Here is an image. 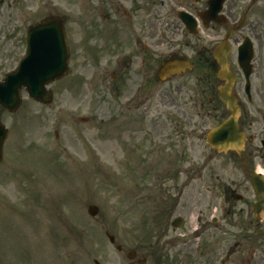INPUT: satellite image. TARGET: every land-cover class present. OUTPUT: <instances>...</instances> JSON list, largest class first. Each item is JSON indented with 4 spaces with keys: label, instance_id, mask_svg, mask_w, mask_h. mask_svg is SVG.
<instances>
[{
    "label": "rangeland",
    "instance_id": "rangeland-1",
    "mask_svg": "<svg viewBox=\"0 0 264 264\" xmlns=\"http://www.w3.org/2000/svg\"><path fill=\"white\" fill-rule=\"evenodd\" d=\"M44 1L30 0L33 8L25 11L28 17L20 14L15 25L28 26L46 17ZM59 1L66 12L71 0H49L54 9ZM13 14L9 22L14 21ZM108 28L115 37L122 35L115 34L110 24ZM9 36L0 28V81L16 70L25 54L19 48L11 63ZM103 54L98 63L107 67L114 57L105 50ZM121 64H112L107 75ZM214 78L176 80L161 86L159 95L150 82L136 97L131 96L132 89L126 92L119 78H97L92 88L85 87L89 91L85 95L83 87L78 91L74 78H68L50 87L54 102L49 106L31 101L24 92L16 114L0 108V122L9 130L0 165V264H94L95 260L105 264L115 256L112 253L127 230L152 238L154 224L139 222L155 217L157 191L169 188L165 180L184 166L185 155L192 161L195 185L204 187V222L215 215L220 218L216 213L220 199L213 200V195L223 194L224 189L231 193L232 180L241 183L245 176L235 156L217 154L206 142L224 116L211 95L218 87ZM240 85L244 88L243 78L238 80V95ZM251 85L253 106L262 109L251 131L260 134L253 162L256 170L264 172V78H251ZM81 118L89 121L82 123ZM200 172L203 182L197 180ZM207 186L212 193H206ZM246 190L243 186L237 194L244 196ZM242 203L232 200L226 205L239 210L244 209ZM91 206L99 208L96 218L88 215ZM168 216L166 211L164 217ZM219 224L220 232L211 230V241L204 234V264L236 243L240 244L238 264H264V238L254 239L264 225L242 218L237 223L232 215ZM108 235L115 238V245Z\"/></svg>",
    "mask_w": 264,
    "mask_h": 264
},
{
    "label": "flooded vegetation",
    "instance_id": "flooded-vegetation-1",
    "mask_svg": "<svg viewBox=\"0 0 264 264\" xmlns=\"http://www.w3.org/2000/svg\"><path fill=\"white\" fill-rule=\"evenodd\" d=\"M12 1L1 0L0 5V28L10 33L11 63L16 61L19 48L27 50V33H22L15 25L17 16L24 8H32L30 0H26L27 6H23V1ZM44 3L45 19H56L65 31L71 64V73L65 78H75V89H80L82 78H113L112 81L119 78L126 92L132 89L130 94L138 95L153 82V90L159 95L160 79L168 76L163 70L172 61L190 59L194 69L192 74L186 72L168 78L210 77L215 68L218 70L213 53L222 42L229 46L228 62L236 78H245L239 61L248 52L252 56L249 62L253 70L251 78H264V0H71L66 12L61 1L57 4L58 10L48 0ZM12 12L14 21L9 22ZM181 13L195 18L197 23L187 29L180 20ZM108 24L114 27L115 34L122 35H112ZM103 50L114 57L107 67L98 63L104 58ZM114 63L116 66L122 63L121 68L115 69L113 75H107ZM103 66L106 72L99 71ZM95 71L99 74H94ZM239 95L240 125L250 132L245 147L246 158L253 167L257 137L251 131L256 129L255 117L261 112L251 110L253 107L249 105L253 99H243L241 89ZM183 161L184 166L170 174L169 188L162 187L157 195L158 207L168 210L169 216L154 219L153 238L146 240L138 234L134 237L131 230H127L122 247H117L118 256L110 257L112 260L106 264H204V234L211 241L214 237L211 230L220 232L222 225L219 223L226 217L232 215L237 223L242 218L251 224L264 225V219H257L253 211L257 198L248 175L241 183L236 178L232 180L231 193L226 189L223 191L226 203L243 202L244 209L236 210L234 205L221 203L217 211L221 217L213 218L211 223L204 222V187H197L192 179L190 156L185 155ZM200 179L204 181V176ZM243 186L248 191L241 196L237 192ZM158 215H161L160 211ZM177 218L184 223L180 229L173 227ZM260 236L264 238L263 230L256 232L254 239ZM251 243L256 244V241ZM223 256L217 251L209 263L215 264V260ZM95 264L99 263L96 261ZM222 264L238 263L236 257L227 254Z\"/></svg>",
    "mask_w": 264,
    "mask_h": 264
},
{
    "label": "water",
    "instance_id": "water-1",
    "mask_svg": "<svg viewBox=\"0 0 264 264\" xmlns=\"http://www.w3.org/2000/svg\"><path fill=\"white\" fill-rule=\"evenodd\" d=\"M47 27H54L52 24H41L30 31L31 42L29 44V53L15 73L7 76L3 83H0V106L7 111L14 113L21 106L22 100L20 90L26 88L31 99L50 104L53 101L51 92L46 91V86L66 74L67 65H60L57 57L51 55L54 53L52 42L47 43L44 40L49 32ZM225 46H220L214 57L217 60L220 71L218 79L223 83L219 87L218 98L230 113L229 117L220 126L214 128L208 135V143L211 147L219 151H236L242 157V150L245 144V134L240 129L238 119L240 117V108L234 93L236 78L230 73L227 63ZM225 54V55H224ZM186 66H189L186 64ZM7 137V132L0 125V162L3 157V145ZM255 188L260 198L256 207V216L264 210V183L258 180L253 172H250ZM91 216L98 214V208L89 209Z\"/></svg>",
    "mask_w": 264,
    "mask_h": 264
}]
</instances>
